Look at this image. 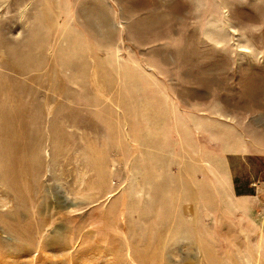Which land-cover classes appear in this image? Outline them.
<instances>
[{
    "label": "rangeland",
    "instance_id": "374dc122",
    "mask_svg": "<svg viewBox=\"0 0 264 264\" xmlns=\"http://www.w3.org/2000/svg\"><path fill=\"white\" fill-rule=\"evenodd\" d=\"M0 264H264V0H0Z\"/></svg>",
    "mask_w": 264,
    "mask_h": 264
}]
</instances>
